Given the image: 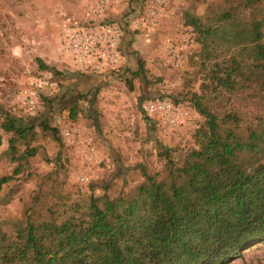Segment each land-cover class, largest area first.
<instances>
[{
	"label": "rangeland",
	"instance_id": "1",
	"mask_svg": "<svg viewBox=\"0 0 264 264\" xmlns=\"http://www.w3.org/2000/svg\"><path fill=\"white\" fill-rule=\"evenodd\" d=\"M147 1L0 0V123L5 112L22 115L13 102L20 87L37 78L47 82L39 109L31 115L35 117L17 119V123L35 124L34 134L21 139L0 125V176H11L0 189V221L22 218L37 198L44 206L64 207L84 205L91 193L113 196L140 180V166L150 172L161 168L157 157L161 146L177 152L191 146V133L202 117L193 108L186 126L165 131L144 110L147 100L160 96L185 100L187 105L196 92L218 115L237 113L238 124L217 129V147L246 174H257L264 163V125L257 118L264 111V58L251 49L248 53L229 47L218 38L205 47L185 22V14L197 16L203 28L228 27L230 20L244 26L263 15L264 4L163 0V12L147 35L142 26L133 29L131 24ZM67 19L95 25L118 21L126 28L120 46L127 67L100 74L77 69L61 49L60 33ZM168 44L172 49L183 46L179 57L171 58ZM139 58L144 61L142 74L135 73ZM233 58L243 64V77H237L243 83L233 93L214 89L210 70L216 63L230 64ZM73 105L75 118L70 116ZM41 121L55 127L56 134L42 130ZM67 128L72 131L69 139L62 135ZM11 137L13 146L8 143ZM27 145L35 153L20 159ZM90 146L95 148L91 159ZM17 166L20 170L14 173ZM228 264H264V242L244 249Z\"/></svg>",
	"mask_w": 264,
	"mask_h": 264
},
{
	"label": "trees",
	"instance_id": "2",
	"mask_svg": "<svg viewBox=\"0 0 264 264\" xmlns=\"http://www.w3.org/2000/svg\"><path fill=\"white\" fill-rule=\"evenodd\" d=\"M242 2L264 4V0ZM185 22L205 47L218 38L229 47L248 53L251 49L264 58V13L248 25L230 20L220 29L203 28L198 17L188 12ZM137 65L135 73L142 74L144 61L139 58ZM214 66L209 76L214 89L233 93L243 83L237 78L243 77V64L236 58ZM157 98L164 97L152 99ZM189 102L203 119L191 133V146L180 152L161 146L157 152L161 168L150 172L140 166V180L113 196L91 193L84 205L64 207L44 206L37 198L22 218L0 221V264H228L244 249L264 242V163L257 174H246L217 147V129L238 124L239 115H218L196 92ZM9 113L0 123L3 131L21 139L34 134L35 124L17 119L35 116ZM70 116L76 117L74 105ZM257 118L264 125V111ZM38 125L57 132L46 121ZM8 143L13 146L14 138ZM28 147L20 159L35 153ZM19 170L17 166L14 173ZM10 179L0 176V189Z\"/></svg>",
	"mask_w": 264,
	"mask_h": 264
},
{
	"label": "built area",
	"instance_id": "3",
	"mask_svg": "<svg viewBox=\"0 0 264 264\" xmlns=\"http://www.w3.org/2000/svg\"><path fill=\"white\" fill-rule=\"evenodd\" d=\"M103 0H101V4ZM163 0H148L143 12L133 19V29L143 28L148 35L162 14ZM131 27V26H130ZM126 28L118 21L110 20L99 25L85 24L67 19L60 33L62 50L66 51L77 69L96 74L118 70L122 60L121 40ZM170 42V41H169ZM171 48L172 57H179V49L183 46L167 45ZM47 82L37 78L32 84L20 87L14 94L13 102L22 115H33L39 109L40 93L46 88ZM145 113L156 126L165 131L178 130L186 126L194 115L191 106L181 102H174L168 98L149 99L144 105ZM74 131V130H73ZM64 138L72 135L70 129L62 132ZM95 156V148L90 146L88 158ZM86 180V176H82Z\"/></svg>",
	"mask_w": 264,
	"mask_h": 264
},
{
	"label": "crops",
	"instance_id": "4",
	"mask_svg": "<svg viewBox=\"0 0 264 264\" xmlns=\"http://www.w3.org/2000/svg\"><path fill=\"white\" fill-rule=\"evenodd\" d=\"M127 60H126V57H125V55L123 54V56H122V60H121V63H120V66L121 65H124L123 67L125 68V67H127Z\"/></svg>",
	"mask_w": 264,
	"mask_h": 264
}]
</instances>
